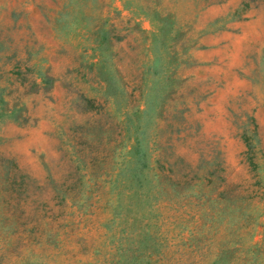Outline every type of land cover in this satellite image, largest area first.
I'll use <instances>...</instances> for the list:
<instances>
[{"label":"rangeland","instance_id":"374dc122","mask_svg":"<svg viewBox=\"0 0 264 264\" xmlns=\"http://www.w3.org/2000/svg\"><path fill=\"white\" fill-rule=\"evenodd\" d=\"M0 264H264V0H0Z\"/></svg>","mask_w":264,"mask_h":264},{"label":"trees","instance_id":"16d2710c","mask_svg":"<svg viewBox=\"0 0 264 264\" xmlns=\"http://www.w3.org/2000/svg\"><path fill=\"white\" fill-rule=\"evenodd\" d=\"M136 132H137V134H138V132L143 133V131H138L137 129H136ZM137 134H135V136H134V143L132 145L133 146V152H134V154L137 155L135 158V161L137 162V163L135 162L136 163L135 167L137 166L138 162L142 163V161L145 160V150L141 146L140 141H139V140H142V136L138 137Z\"/></svg>","mask_w":264,"mask_h":264}]
</instances>
